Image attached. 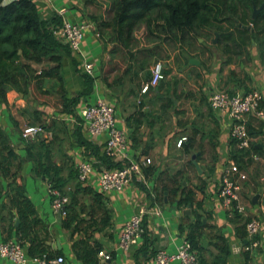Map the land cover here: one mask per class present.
<instances>
[{
    "label": "crops",
    "instance_id": "obj_1",
    "mask_svg": "<svg viewBox=\"0 0 264 264\" xmlns=\"http://www.w3.org/2000/svg\"><path fill=\"white\" fill-rule=\"evenodd\" d=\"M34 1L39 14L45 19L59 13L74 22L92 21L83 8L84 0ZM254 9H258L256 17L261 6ZM212 34L216 38L212 45L206 44L210 39L206 35L197 37L194 42L197 45L192 44L191 47L179 42L178 61L169 64V59L163 62L167 74L156 88L146 94H141L140 88L150 75L152 66L147 61L143 69L139 68L142 55L137 56L129 72L121 73L119 79L112 83L113 74L107 81L102 79V58L107 59L108 56H103L102 43L93 32H88L84 37L80 54L61 52V73L68 94H78L84 89L82 60L94 64L96 93L93 92L78 107L93 103L98 96L113 103L116 126L129 133L128 156L144 155L151 159L145 178L150 187L156 186L158 190V198L153 199L138 178L121 192L103 194V203L109 209L110 217L107 220L105 218L102 224L88 214L91 197L85 195L89 200L83 202V211L78 209L79 215L86 213L81 221L84 230H78L73 235L62 225L66 217L62 219L52 212L47 182L34 175L25 146H37L39 142L48 145L54 162L62 167L64 176L77 168L81 158H90L91 155L88 156L89 152L77 142L73 132L56 129L54 126L25 143L20 137V131L28 125L22 123V116L30 113L27 99L16 96L15 90L8 92V103L0 107V127L8 134L10 147L22 163L16 183L24 185L26 194L36 207L37 215L43 221L47 234L38 228L39 236L47 237L50 250L56 256L59 254L64 257L63 264H81L73 252L72 242L82 238L89 242L96 241L102 248L111 250V260L107 263L154 264L153 258L158 250L175 251L185 235L179 231L178 226L182 223L186 227L187 223L193 221L194 212L201 214L205 224L201 238L205 250L198 254L206 263L210 264L218 254L215 243L218 244L217 238L222 237L229 249L226 264H264V117L260 118L253 113L246 116L250 147L244 154L240 152L237 156V165L245 174V178L240 181L239 194L246 207V214L241 219L257 217L261 222L258 246L251 247L247 238L241 239L238 236L236 228L240 223L233 221L235 215L224 206L217 192L220 176L232 160L234 142L229 135L232 121L227 112L214 111L208 104V96L216 90L240 95L254 90L261 95L260 108L264 111V38L257 36L250 39L241 46V53L234 54L225 50L232 46L231 42L218 43L219 36ZM190 59H195L197 63L189 62ZM167 66L173 69L166 72ZM45 108L41 106V110ZM60 114L55 111L50 117L56 122L61 119ZM68 134L64 139L63 135ZM181 137H185V140L177 146ZM90 142L97 146L103 144L100 139ZM9 180L0 178V239L5 237L9 227V213L14 212L9 208V198L4 195ZM90 184L97 189L96 180H91ZM162 185L172 191L160 192ZM178 187L194 191L199 205H178L181 190L177 194L173 191ZM140 207L147 209L142 220L145 234L137 248L123 251L117 247L122 224ZM156 209H159V214ZM102 216L98 214L93 217L97 219ZM88 223H94L95 227L89 229ZM142 245L146 250L138 253ZM0 264L14 263L0 259ZM172 264L181 263L175 261Z\"/></svg>",
    "mask_w": 264,
    "mask_h": 264
},
{
    "label": "trees",
    "instance_id": "obj_2",
    "mask_svg": "<svg viewBox=\"0 0 264 264\" xmlns=\"http://www.w3.org/2000/svg\"><path fill=\"white\" fill-rule=\"evenodd\" d=\"M101 6L102 13L97 11ZM259 6L261 9L253 18V8ZM83 8L87 11V17L96 23L98 39L103 46L102 54L104 57L108 56L107 59L102 58V79L107 81L113 74L112 83L119 79L121 73L131 70L138 55H142L139 59L141 61L139 68L143 69L148 61L146 57L154 56L155 52L162 48L165 38H161V33L164 32L171 34V39L169 38L171 41L179 38L181 43L184 42L183 44H188L189 47L194 45L197 37L206 35L210 38L213 32L219 36L218 43H232V46L225 50L234 54L241 53V46L250 39L257 36L264 38V0H104V2L84 0ZM61 23L62 18L58 14L48 19L43 18L34 0H0V104L8 103L9 91L15 90L22 95L28 97L33 95L35 98L34 91H38L43 106L55 107L58 113H66L76 118L78 123L72 125V134L75 135L77 142L85 147L88 154L95 157L90 158L97 160L94 164L96 171L119 167L122 161L107 156L101 148L103 144L97 146L86 139L82 119L78 115L80 109L78 105L94 92V81L97 76L92 77L83 73L84 89L78 94H68L64 87L61 52L70 54L71 50L54 33ZM140 28L144 32L137 35L136 31ZM47 81H52L50 87L53 89L45 87ZM41 115L39 109L31 111L34 123L39 121L44 129L55 127V119L46 121L40 118ZM9 141L8 134L0 127V178H10L4 195L9 198V208L14 211L9 213L10 224L3 240L20 241L25 245L29 256L47 254L48 257H54L56 254L50 250L47 237H41L37 232L40 228L45 235L47 234L34 203L26 194L24 185L16 183V177L21 174L22 163L10 147ZM233 142L231 158L237 164L238 154L240 152L244 154L248 148L239 149L236 142L234 140ZM25 148L32 161L34 175L44 178L51 189L70 196L71 203L75 202L73 195L78 193L89 195L91 204L87 207L88 214L91 217L102 214L105 220L110 217L109 209L103 203V193L94 189L92 184H82L77 178V168L64 176L62 167L54 162L48 145L39 142L37 146L26 144ZM147 169L148 167L144 169L145 175ZM72 181H76L73 191L68 187ZM153 189L156 199L158 190L156 186H153ZM164 190L172 191L162 185L160 192ZM173 191L177 194L180 191L179 187ZM50 197L52 198L51 195ZM193 203L199 205L194 191L182 188L177 204ZM73 206L68 204V214L62 221L64 228L72 229V235L78 231L79 226L77 222L74 228H70L79 215V211L73 209ZM83 207L85 204L80 207V211H83ZM233 215H235L233 221L240 223L236 228L238 236L241 239L246 238L245 224L250 218L242 220V215L237 212H233ZM204 227L201 214L197 212H194V220L187 223L186 227L182 223L178 226L179 231L185 233V237L196 251L199 264H208L198 254L205 250L201 242ZM217 239L218 244L215 243V247L218 254L210 264H226L229 255L228 245L225 238ZM100 248H102L100 243L89 242L83 238L72 242L73 252L81 264H95L96 254ZM145 250L146 247L142 245L137 252Z\"/></svg>",
    "mask_w": 264,
    "mask_h": 264
},
{
    "label": "built area",
    "instance_id": "obj_3",
    "mask_svg": "<svg viewBox=\"0 0 264 264\" xmlns=\"http://www.w3.org/2000/svg\"><path fill=\"white\" fill-rule=\"evenodd\" d=\"M57 14L62 17V14ZM88 32H93L96 37L98 36L94 21L74 22L64 17H62V23L54 31L55 35L76 54L81 53L82 41ZM81 63L84 74L96 77L94 64L91 61L84 59ZM165 75L164 63L160 60L155 61L151 67L150 77L141 85L140 93L146 94L151 89L156 88ZM95 91L96 84L94 81ZM260 101V93L254 90L241 95L232 94L226 90H216L208 96V104L212 110L229 114L232 121L229 135L236 142V146L239 149L243 150L250 147L246 116L253 113L260 118L264 117V111L260 108ZM78 115L82 119L86 139L89 141L100 139L103 142V152L115 160L122 161V165L119 167L102 168L101 171H96L94 164L97 160L86 157L80 159L76 166L78 180L82 184H90L91 180H96L97 189L106 194L109 192H121L140 178L141 182L146 186L148 194L155 199L153 186L150 187L148 185L144 174V169L151 164V159L144 155L137 157L128 156L129 133L126 129L116 126L113 103L104 97L98 96L93 103L78 109ZM67 119L72 125L78 123L76 118L72 116ZM45 132L46 130L41 125L28 124L21 128L20 137L25 143H29L33 138ZM184 140L185 137H181L176 145L180 146ZM244 178L245 174L231 160L220 176L217 185V192L224 206L232 212H237L241 215L246 214V207L241 202L239 194L240 181ZM47 193L52 196V212L62 219L65 218L68 214L66 205L69 203V197L56 189H51L48 183ZM156 210V213L159 214V209ZM146 213V207H140L138 211L125 219L117 242L119 249L127 251L138 247V242L145 234L142 220ZM260 228L261 222L257 217L250 218L245 224L246 238L251 247L258 246L257 237ZM96 256L97 262L95 264H105L111 260V250L100 248ZM0 259L10 260L14 264H63L65 261L62 255L55 257H48L47 254L29 256L25 245L15 239H0ZM175 261L181 264H199L197 253L185 235L176 246L175 251L158 250L153 258L154 264H172Z\"/></svg>",
    "mask_w": 264,
    "mask_h": 264
},
{
    "label": "rangeland",
    "instance_id": "obj_4",
    "mask_svg": "<svg viewBox=\"0 0 264 264\" xmlns=\"http://www.w3.org/2000/svg\"><path fill=\"white\" fill-rule=\"evenodd\" d=\"M100 1L104 2V0H100ZM97 11L98 12L101 11V13H102L103 12V6H101V8L99 10L97 9ZM143 32H144L143 29L140 28V29H138L136 31V34L137 35H141V34H143ZM170 36H171L170 33H166V32L161 33V38H165V39H163V44H162V45L165 46V49H164V46H163L162 48H159V50H157L155 52L154 56H147L148 65L152 66V64H154V62L157 61V60H160L162 62H167V60L170 59L169 60L170 61L169 64H171V62L176 63V61H178L177 52L179 51L178 48L180 47V45H179L180 41H179V38H176L175 39L176 41L172 42V41H170V39H171ZM214 41H216V38L212 34L210 36L209 43H206V44L207 45H212V43ZM194 45H197V43L194 44ZM187 46H188V44H187ZM172 69H173V67L171 68L170 66L169 67L167 66L166 72H169ZM51 83H52V81L45 82V87L53 89V87H50ZM34 93L36 95V98L33 95H31L29 97L28 96L25 97V96L20 95L18 92H16V96H18L21 99H27V105H28V108L30 109V113H28V116L26 114L22 116V118L24 117L22 123L26 122L27 124H31V125H40L39 121L34 123V120L31 118V111L32 110H38L39 107H40L39 110H41V106L44 105V104H42L40 102V101H42V98H39V92L35 90ZM0 107L2 108L1 104H0ZM53 108H55V107H51V106H47L46 105L45 110H41L42 115L40 116V118H43V120H46V121L51 119L50 116L51 115L53 116L55 111L58 112V109H53ZM0 114H1V112H0ZM16 115L19 116L17 112H16ZM69 117H71V115H68L66 113L60 114L59 118H61V119L56 121L55 127L59 128V129H63L64 128L63 130H65L66 132H69V133L73 132L72 123L70 121H68V119H67ZM60 135H62V133H60ZM68 136H69V134L67 136L63 135V138L65 139ZM66 141L67 140H65L64 142H66ZM88 156H90V155L88 154ZM90 157L95 158L94 156H90ZM83 158H85V157H83ZM83 158H81V159H83ZM66 172H67V170L65 171V173ZM27 183L29 184L30 181L28 180ZM75 184H76V181H72V182H70L68 187H70V189L73 191L75 189V187H76V186H74ZM179 190H181V188H179ZM73 196H74V199H75L76 203L75 202L71 203L72 201L69 199L70 202L68 204H73L76 207L77 210L80 209L81 206H83V204H84L83 202H88V200H89V198L87 196H85V195H83L81 193L80 194L78 193V194L73 195ZM68 204L66 205V208H67ZM85 216H86V213H83V215L80 214L78 219H76V221H73V224L70 226V228H74V225L77 224V222H78L79 226H78L77 230H84V229H82L81 221H82L83 218H85ZM92 219L100 221L101 224H102V222L105 223L104 218H102V217H98L97 219L92 217ZM88 224H89L88 225L89 229H93V227H95L94 223H88ZM71 230L72 229H70V231Z\"/></svg>",
    "mask_w": 264,
    "mask_h": 264
},
{
    "label": "water",
    "instance_id": "obj_5",
    "mask_svg": "<svg viewBox=\"0 0 264 264\" xmlns=\"http://www.w3.org/2000/svg\"><path fill=\"white\" fill-rule=\"evenodd\" d=\"M258 12V9H254L252 13V17H255V14ZM189 62L191 63H197L195 59H190ZM25 96V95H24ZM16 224L18 223V219H16Z\"/></svg>",
    "mask_w": 264,
    "mask_h": 264
}]
</instances>
